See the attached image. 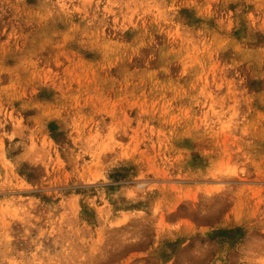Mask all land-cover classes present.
Segmentation results:
<instances>
[{"label": "rangeland", "instance_id": "rangeland-1", "mask_svg": "<svg viewBox=\"0 0 264 264\" xmlns=\"http://www.w3.org/2000/svg\"><path fill=\"white\" fill-rule=\"evenodd\" d=\"M165 210L264 264V0H0V264H112Z\"/></svg>", "mask_w": 264, "mask_h": 264}, {"label": "crops", "instance_id": "crops-1", "mask_svg": "<svg viewBox=\"0 0 264 264\" xmlns=\"http://www.w3.org/2000/svg\"><path fill=\"white\" fill-rule=\"evenodd\" d=\"M154 223L148 233L127 241L126 255L112 264H222L220 226L199 223L191 214ZM134 236V235H133ZM216 244V248L211 246ZM230 248V247H229ZM238 251V246L234 247ZM233 264H239V259Z\"/></svg>", "mask_w": 264, "mask_h": 264}]
</instances>
